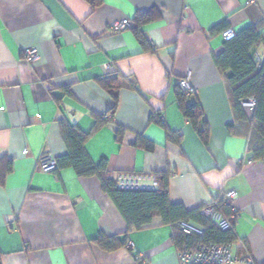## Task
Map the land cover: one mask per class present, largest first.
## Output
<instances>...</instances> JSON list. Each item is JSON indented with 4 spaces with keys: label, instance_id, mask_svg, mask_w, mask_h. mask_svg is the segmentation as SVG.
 <instances>
[{
    "label": "crops",
    "instance_id": "obj_1",
    "mask_svg": "<svg viewBox=\"0 0 264 264\" xmlns=\"http://www.w3.org/2000/svg\"><path fill=\"white\" fill-rule=\"evenodd\" d=\"M141 14L151 17L139 26L148 49L132 27L111 30ZM263 19L264 0H0L1 264H179L173 227L161 218L129 229L98 176L42 171L43 156L68 153L61 120L91 132L85 149L94 164L106 161L109 178L166 174L170 201L188 211L236 190L232 251L263 263L264 160L253 161L248 138L232 132L231 96L214 61L225 30ZM114 74L112 117L104 82ZM184 78L195 90L187 103L202 106L207 143L177 102ZM100 236L125 245L107 251L95 242Z\"/></svg>",
    "mask_w": 264,
    "mask_h": 264
},
{
    "label": "trees",
    "instance_id": "obj_2",
    "mask_svg": "<svg viewBox=\"0 0 264 264\" xmlns=\"http://www.w3.org/2000/svg\"><path fill=\"white\" fill-rule=\"evenodd\" d=\"M89 1L93 6L99 2V0ZM148 18L151 17L141 14L137 16L135 22L132 21V28L135 29L139 42L144 49L150 48V43L139 26L147 22ZM225 28L226 25L217 27L214 32H223ZM260 46L264 47V19L258 24L250 25L237 32L231 40L224 41L223 50L214 56L215 64L224 75L231 96L235 120L230 128L233 133H239L248 138V150L252 154L253 161L264 160V54L262 56L258 54ZM118 80L119 76L114 74L107 77L104 82V86L115 100V104L107 113L111 114L112 117L115 115L119 92ZM193 95L187 94L180 86L176 90L177 102L184 116L196 127L200 137L207 143L209 126L204 118L202 106L199 101L187 103L189 99L193 98ZM251 98L255 100V105L249 109L242 103ZM107 114L97 117L95 130L107 122ZM160 123L164 125L161 121ZM61 128L68 146V153L57 159L58 168L72 167L79 176H98L102 180L104 191L113 199L128 222L129 229L140 230L148 227L158 217L163 220L164 224L173 227V241L180 248L185 244L193 245L200 241H212L219 244L232 242L233 230H222L210 218L204 216L201 213L204 206L194 211H188L181 204H174L170 201L166 174H156L162 182V190L121 189L116 186L115 179L107 176L106 161L96 165L87 153L85 144L91 132L85 133L65 120H61ZM122 130L123 128L118 127V139ZM168 137L179 140L182 134L170 133ZM145 146L151 149L152 144L148 143ZM216 201L220 204L221 210L228 215L231 214L232 207L223 205L224 202L221 197L217 198ZM181 221L201 228L204 231L203 235L184 233L178 225ZM95 242L107 251L125 245V242L121 243L118 237L100 236Z\"/></svg>",
    "mask_w": 264,
    "mask_h": 264
},
{
    "label": "built area",
    "instance_id": "obj_3",
    "mask_svg": "<svg viewBox=\"0 0 264 264\" xmlns=\"http://www.w3.org/2000/svg\"><path fill=\"white\" fill-rule=\"evenodd\" d=\"M132 27V21L123 19L115 22L111 26L112 32L120 33ZM224 41L231 40L236 36L233 29H227L222 33ZM38 53L35 49L26 51V58L30 62H34L38 58ZM180 87L187 92V94H194L195 90L191 88L189 79L184 78L180 81ZM245 107L252 109L255 105L253 98L242 103ZM107 117V116H106ZM40 167L43 172H54L58 169V163L55 157L51 154L43 156L40 160ZM172 176L175 174L172 173ZM116 186L126 190H151L161 189L162 182L156 174L153 173H119L115 178ZM239 197L236 190H229L221 195L223 199L222 204L232 207L231 214H226L220 208V204L214 200L207 204L201 210V213L210 218L211 221L222 230L233 229L238 219V212L233 207V201ZM179 227L186 234H195L202 236L204 231L196 225L179 222ZM179 264H234L243 262L244 264H258L250 254L244 256H237L232 251V245L219 244L212 241L195 242L193 245L185 244L178 250ZM261 264H264L261 263Z\"/></svg>",
    "mask_w": 264,
    "mask_h": 264
},
{
    "label": "rangeland",
    "instance_id": "obj_4",
    "mask_svg": "<svg viewBox=\"0 0 264 264\" xmlns=\"http://www.w3.org/2000/svg\"><path fill=\"white\" fill-rule=\"evenodd\" d=\"M263 51H264L263 48H261V47L258 48V54H259L260 56L263 55Z\"/></svg>",
    "mask_w": 264,
    "mask_h": 264
}]
</instances>
